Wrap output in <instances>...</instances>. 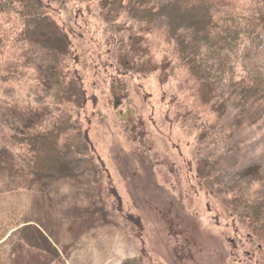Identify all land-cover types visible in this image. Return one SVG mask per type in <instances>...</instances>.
<instances>
[{
	"label": "rangeland",
	"instance_id": "rangeland-1",
	"mask_svg": "<svg viewBox=\"0 0 264 264\" xmlns=\"http://www.w3.org/2000/svg\"><path fill=\"white\" fill-rule=\"evenodd\" d=\"M44 1L79 57L89 97L80 124L90 149L75 157L76 177L48 190L3 192L0 183V264H122L127 258L141 264H264V248L249 240L229 216L226 197L216 193L235 171L264 165V116L229 106L216 134L207 126L201 141L199 127L183 124L176 111L202 106L213 123L207 90L182 67L163 70L159 32L120 14L119 1ZM29 54L26 82H0V91L47 103L53 113L51 99H38L43 94L26 85L37 84L35 65L43 57L41 51ZM252 61L264 65V53ZM236 121L239 130L229 139L223 131ZM207 158L214 172L227 174L222 182L210 185L200 176L211 172L202 164ZM26 218L61 258L44 248L11 254L5 242Z\"/></svg>",
	"mask_w": 264,
	"mask_h": 264
},
{
	"label": "trees",
	"instance_id": "trees-1",
	"mask_svg": "<svg viewBox=\"0 0 264 264\" xmlns=\"http://www.w3.org/2000/svg\"><path fill=\"white\" fill-rule=\"evenodd\" d=\"M81 1L112 4L110 0ZM114 1H119L120 14L144 25L149 32L160 33L164 71L172 65L182 67L207 90L205 103L212 106L213 123L206 122L202 106L176 111V118L183 124L199 127L201 141L207 126L210 134H216L229 106L242 113L254 109L256 115L264 116V65L252 61L264 53V0ZM32 50L41 51L43 57L35 65L37 84L26 85L43 94L38 99H51L56 109L52 113L47 103L35 104L0 91L3 192L48 190L53 182L74 178L79 168L75 157L90 149L80 124L89 97L67 29L54 18L44 0H0L1 83L26 82L22 70L30 68ZM239 126L236 121L223 131L224 135L232 139ZM202 161L211 172H201L200 176L210 185L227 176L214 172L216 165L208 158ZM228 180L230 183L220 185L216 193L226 197L229 216L247 231L249 240H256L259 249L264 248V165L255 163L237 170ZM33 223L24 219L7 239L11 254L15 255L17 248L29 247V251H54L55 257L61 258ZM140 261L127 258L122 264Z\"/></svg>",
	"mask_w": 264,
	"mask_h": 264
}]
</instances>
